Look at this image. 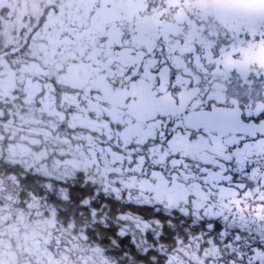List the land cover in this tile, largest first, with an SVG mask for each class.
<instances>
[{"label": "snow or ice", "instance_id": "1", "mask_svg": "<svg viewBox=\"0 0 264 264\" xmlns=\"http://www.w3.org/2000/svg\"><path fill=\"white\" fill-rule=\"evenodd\" d=\"M145 12L163 23L111 48L101 42L93 55L113 59L108 83L126 103L140 96L155 114L142 123L101 114L108 132L88 140L69 128L64 154L53 155L70 174L54 184L18 167L0 171V191L17 190L21 210L54 202L65 221L81 222L86 246L57 241L20 259L264 264V63L253 58L264 46V0H150ZM176 23L183 32L173 35L167 25ZM48 84L59 102V86ZM81 95L60 110L64 120L93 118L89 103L104 104L95 90ZM88 170L109 183L87 180Z\"/></svg>", "mask_w": 264, "mask_h": 264}, {"label": "rangeland", "instance_id": "2", "mask_svg": "<svg viewBox=\"0 0 264 264\" xmlns=\"http://www.w3.org/2000/svg\"><path fill=\"white\" fill-rule=\"evenodd\" d=\"M15 1L16 0H14V3ZM69 2L70 0H59V5H63ZM149 2L150 0H81L83 8L88 10L89 12H93L92 25L90 24L87 26L86 29H84V35L80 30L79 21L73 19L67 20L65 22H62L60 26L54 27L52 25L53 28H48V34H50L49 37L55 39V41L57 42L56 45H53L52 47V40H49L50 46H48V48L44 47L41 52H37V50H33V48L31 49L30 52L33 59L29 61L30 67L38 66V63H40L39 61L42 62L45 60L44 63L46 61L48 62L50 58H53V62L50 60L51 63H55L57 65L60 64L61 67V59L59 57L63 56H59L56 54L59 53L61 55L62 53H64L63 51H60L62 41H60L59 39H67L66 43L68 42V40H70V42H77L82 44L84 42H87L88 38V40H90V42H87L88 46H77L76 48H74V50L64 53V56L69 55L74 58L73 61H67L69 58L67 56L64 57L67 62L65 63L63 68L68 69V71L65 72V74H62L61 78L63 79V82L67 85H62L61 87L58 85L57 82L56 84L59 86V89L61 91L63 90V94L68 95V98H70L76 103H78V101L76 100V95L82 94L81 91L77 90H84V93L81 95V99L85 98L87 94L93 90L99 93V98L103 95L107 96L106 94L110 92V96H107V98L114 96L115 99L111 100L112 104L89 103L88 108L94 113L93 118H89L86 115L84 117H81L80 115H75L70 119L64 120L63 116L60 114V109L58 107L52 104L49 108L48 104L45 102L46 97L40 98L38 100V103L34 104L36 106L35 109L42 111L43 114L46 113L44 121L45 125L42 123L41 127L46 128V131L50 134V136H55L57 140H59L60 137H64V142L66 143L68 129L78 127L79 129H81V131H78L74 138H82L88 140V133L92 130L98 131V133H100V131L102 130H108L107 123L103 119H99L101 114L109 116L113 122L121 121V118L126 114H124L123 112L121 113L120 110L125 112L127 111V109H130L135 112L134 114H132L135 116L134 118L141 123L155 114V112L152 113L150 108L146 107L142 97L137 96L136 99H128L126 103V96L112 89L111 85L108 83V78L113 75V73L109 70V65L113 62V59L111 57L104 61L97 59L93 55V53L97 52L98 45H89L94 41V36H97L99 37V44L103 42L106 48H111L112 45L119 44L121 42V38L126 33L136 31L137 33L143 34L149 31L157 24L163 23V21L159 20L158 14L145 12L146 5ZM156 2L159 3V1L157 0ZM168 2L175 5L179 3V0H168ZM185 2L187 3V0H185ZM199 2L206 3L208 2V0H199ZM237 2H244V0H237ZM50 13L54 14L53 11H50ZM182 15V12L178 10L174 18L179 21L182 18ZM167 28L170 32L173 33V35H178L183 32V28L179 25V23L168 24ZM27 34L28 33H26L25 30H22L19 31V33L16 32L15 35H22L26 37ZM33 42L34 41H30V43L32 44ZM35 46L36 44H34L33 47ZM85 50H88L89 52L85 53ZM48 57L50 58L48 59ZM253 58L258 63H264V46L256 47ZM87 69L90 70L91 74L93 73L92 75L94 76L92 77L94 78L90 77L91 80L86 79V81L83 83L84 75L81 76L80 74L86 73L88 71ZM58 78L56 81H58ZM33 90L34 91L32 92V96H36L39 91V88L38 91L37 89ZM111 93H113V95H111ZM50 95L53 96L52 94ZM36 98H38V96H36L34 99ZM69 107L72 106H61V110L66 111ZM97 109H100L102 112L96 111ZM2 111L9 112L10 110H8L7 108H2ZM95 112L98 113L99 117H95ZM125 119L127 118L125 117ZM10 121H12V119H10ZM62 124L64 126H62ZM9 130L6 132L10 135ZM42 141H45L44 138H42ZM47 147L51 150H47L46 154H50V159H55V162H57L58 160L56 159V156L53 155V153L55 152L57 153V155H60L65 151V149H62L57 146ZM4 193L6 195H11L12 197L11 200L7 199L8 203H10L11 201L14 202L16 201V199L19 200L17 190L14 192V194H12L11 192ZM20 214V217H25V213L23 212V210H20ZM40 217L41 215L39 210H34L33 219L39 221L40 223H43V218L41 217V219ZM52 234L54 236L53 243H50L51 236L49 234L45 235V240L47 243L55 246V242L61 241V236L53 232ZM70 238L72 239V242H67L69 247L74 243L78 244L80 242V240L78 239L80 238V236H77V238L75 236ZM2 243L4 255H7L11 259L10 263L14 260L15 255L16 259L14 262L16 264H29L27 259H20L22 256H26V252L23 249L17 247L15 244L13 245V243H11L9 239L3 240ZM8 257L3 258V261L5 263L7 262ZM34 262L35 261H33L32 264H34Z\"/></svg>", "mask_w": 264, "mask_h": 264}, {"label": "trees", "instance_id": "3", "mask_svg": "<svg viewBox=\"0 0 264 264\" xmlns=\"http://www.w3.org/2000/svg\"><path fill=\"white\" fill-rule=\"evenodd\" d=\"M53 8L58 11L54 12ZM50 11H53L54 14H51ZM87 13L89 11L83 8L81 0H70L69 3L63 5H59V0H16L15 3L14 0H0V125L4 123L9 126V123L17 125L23 123V127L27 129L23 131L13 130L18 134L19 140L23 138L21 136L23 132L25 136H33L41 141L44 138L49 147H59V145L65 143L64 137H60L57 140L55 136H50L46 128L41 127L42 123L45 125L46 113L43 114L42 111L36 110L34 105L38 103L40 98L44 97H46L45 102L49 108L52 104L61 108V105L65 102L62 99L64 92L61 91L62 94L58 102L55 96L50 95L48 84L49 79L57 82L58 75H60V64L51 63L50 60L53 62V58L48 57V59L50 58L48 62L44 63L45 60L39 61L41 63H38L40 66L30 67L29 61L33 59L30 51L33 48V50L36 49L37 52H41L44 47L48 48L50 46L49 40H52L51 46L53 47L56 42L55 39L49 37L48 28H52V25L54 26L59 22L61 24L72 19L82 23L83 19L79 16ZM83 18L85 17L83 16ZM22 30L28 33L26 37L15 35L16 32L19 33ZM30 41H34L33 44ZM34 44H36L35 47H33ZM60 51L64 52L61 47ZM13 53L16 55H13ZM56 54L61 56L59 53ZM33 89L38 91L36 95L38 98L36 99H34L36 96H32ZM73 103L72 100L68 101V104H71L70 106L72 107H74ZM2 108H7L10 111L3 112ZM91 132L99 134L98 131L92 130ZM107 132L108 130L100 131V133L104 134H107ZM29 146L34 148L32 142L29 143ZM76 151H79V149H76ZM64 152L60 155H63ZM54 160L50 159L51 166L63 167L61 162H55ZM63 170L66 173L68 171L64 167ZM69 174L68 171L67 176ZM71 174L74 175V173ZM86 178L101 188L109 183L103 170L99 172L88 170ZM33 226L42 228L43 223L38 221ZM21 227L22 225H20ZM55 227L59 229L58 224H55ZM67 237L69 236L61 235L62 239ZM79 240L83 243L85 242L83 237H80ZM26 246V249H23L26 254L44 249L43 235L41 236L40 233L34 231V237L26 242ZM59 262L66 263L64 260ZM44 263V261L34 262V264ZM54 263L47 262V264Z\"/></svg>", "mask_w": 264, "mask_h": 264}, {"label": "flooded vegetation", "instance_id": "4", "mask_svg": "<svg viewBox=\"0 0 264 264\" xmlns=\"http://www.w3.org/2000/svg\"><path fill=\"white\" fill-rule=\"evenodd\" d=\"M12 124L9 123V126L4 123L0 125V171H2L4 165H7L8 167H18L25 171H31L34 174L47 178V180L52 184H54L57 180L64 179L67 176L68 171L66 173L63 172V167L59 168L51 166L50 154H46V151L50 150L47 147L48 143L33 136H25L23 132L21 133L23 138L19 140L18 134L12 130L16 129L18 131H23L27 128L23 127V123H19V125L15 123ZM8 130L10 135L6 132ZM30 142L33 143L34 148H30ZM44 187L47 188L48 184H45ZM49 190L51 191V189ZM15 191L16 190H12L11 193L14 194ZM56 194L59 200H67L66 190H57ZM7 196L8 195H6L3 191H0V264H16L14 262L16 259L15 255L14 260L11 261V263V259L7 255H4L2 242L6 239H9L13 245L15 244L21 249H26V242L30 241L31 238L34 237V231L40 233L41 236L43 235V248H46L48 245H52L47 243L45 240V235L49 234L51 236L50 243H53L54 236L52 232L60 236L62 234L69 236L67 238H61V241L66 243L72 242L70 237H82L80 220L73 217L65 221V219L58 212L60 205H57L54 202L45 204L42 201L34 202L33 200H30V206L23 209L25 217L22 218L20 217L21 208L18 207L19 200L16 199V201L8 203ZM34 210H39L40 215L43 218L42 219L40 217L43 220L42 228H36L33 226L38 223L37 220L33 219ZM101 219L104 218L101 217ZM55 224L59 225V229L55 227ZM20 225H22L21 228ZM67 230H69V232H67ZM52 246L55 247L54 245ZM81 246H86L85 242L83 243L80 241L78 244L74 243L73 245H70V247L74 249ZM6 257H8V259L5 263L3 258ZM59 261H62V259L55 261L54 264H66L60 263ZM44 264H47V262ZM67 264H76V261L73 260Z\"/></svg>", "mask_w": 264, "mask_h": 264}, {"label": "crops", "instance_id": "5", "mask_svg": "<svg viewBox=\"0 0 264 264\" xmlns=\"http://www.w3.org/2000/svg\"><path fill=\"white\" fill-rule=\"evenodd\" d=\"M92 14H93V12H89V13H87V14H83V16L85 17V18H83V16H79V17H81L83 20V22L82 23H80V30H81V32L83 33V35H84V29H86L87 28V26L88 25H92V22H93V17H92ZM62 24V23H61ZM60 24V22L59 23H57V24H55L54 25V27L55 26H60L61 25ZM53 28V27H52ZM72 36V35H71ZM87 38V37H86ZM98 38L99 37H97V36H94V41L91 43V44H89L90 46H96V45H100L99 44V42H98ZM60 41H62V46H60L61 47V49L62 50H64V53H66V52H70V51H72V50H74V48H76L77 46H88V44H87V42H90V40H88V38H87V42H84V43H77V42H70V40H68V42L66 43V41H67V39H63V40H61V39H59ZM56 42V41H55ZM55 44H57V42L55 43ZM85 53H87V52H89L88 50H85L84 51ZM64 53H62L61 54V56H63V57H59L60 59H61V67H60V71H59V74L60 75H58V81H57V83H58V85L59 86H61L62 87V85H67L66 83H64L63 82V79L61 78L62 77V74H65V72H67L68 71V69H64L63 67H64V65H65V63L67 62V61H73V58L74 57H72V56H69V55H65V56H67L69 59L66 61L65 60V56H64ZM72 59H71V58ZM72 65V64H71ZM67 67V66H66ZM76 70V69H75ZM88 70V69H87ZM93 74V73H92ZM91 73H90V70H88L86 73H82V74H80L81 76L82 75H84L83 76V78H84V81H83V83L86 81V79H89V80H91V78H94V77H92V76H94V75H92ZM112 76V75H111ZM91 77V78H90ZM77 91H81L82 92V94L84 93V90H77ZM62 92H63V90H62ZM101 93H103V92H101ZM107 96H110V92H108V94H106ZM111 95H113V93H111ZM107 96H100V98H99V100H101V101H103L104 103H106V104H108V103H111V100H115L114 99V96H111L110 98H107ZM62 99L65 101L61 106H64V105H71V104H68V101H70L71 99L70 98H68V95H65V94H62ZM73 101V100H72ZM74 102V101H73ZM76 102H74L73 103V105L74 106H76L78 103H76ZM112 104V103H111ZM88 107H89V105H88ZM63 108V107H62ZM60 110H61V108H59ZM125 109H127V108H125ZM96 111H101L100 109H97ZM143 111V110H142ZM151 111H152V113L154 112L152 109H151ZM102 112V111H101ZM120 112L122 113H124V114H126L125 116H123V118L125 119V117L128 119V118H133V119H135L134 117V115H132V114H134L135 112L133 111V110H130V109H127V111H122V110H120ZM144 113V112H143ZM143 113H141V114H143ZM99 117V115H98V113H96L95 112V117ZM115 122H120V121H115ZM103 131V130H102Z\"/></svg>", "mask_w": 264, "mask_h": 264}]
</instances>
